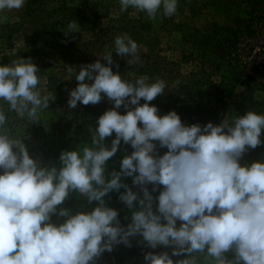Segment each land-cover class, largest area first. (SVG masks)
Masks as SVG:
<instances>
[{
	"label": "clouds",
	"instance_id": "clouds-1",
	"mask_svg": "<svg viewBox=\"0 0 264 264\" xmlns=\"http://www.w3.org/2000/svg\"><path fill=\"white\" fill-rule=\"evenodd\" d=\"M119 3L121 12L131 7L152 20L158 12L170 18L178 8V0ZM24 5L25 0H0V12ZM67 29L66 35L76 33L79 25L73 21ZM114 50L130 57L129 65L139 59L138 45L127 34L115 37ZM113 64V53L107 52L74 73L78 86L69 93L70 109L104 98L114 107L91 129V146L63 151L59 168L34 159L0 110V264H96L116 245L131 247L136 236L151 249L172 248L171 255L146 253V264H264V160L241 164L249 150L264 144V114L247 111L218 125H185L176 111L161 116L150 103L164 94V80L141 76L129 82ZM38 72L31 58L0 65V101L30 124L39 123V113L50 106V97L38 89ZM113 133L109 148L105 140ZM121 141L133 151L122 159L120 171L106 175ZM160 148L168 151L159 155ZM122 177H132L139 191ZM73 191L98 205L75 214L60 207ZM113 191L131 210L126 227L104 199Z\"/></svg>",
	"mask_w": 264,
	"mask_h": 264
},
{
	"label": "rangeland",
	"instance_id": "rangeland-1",
	"mask_svg": "<svg viewBox=\"0 0 264 264\" xmlns=\"http://www.w3.org/2000/svg\"><path fill=\"white\" fill-rule=\"evenodd\" d=\"M28 1L25 0L20 10L0 12V65L10 64L12 60L21 57L31 58L39 68L38 89L41 94L56 96L53 88L48 87V72L53 71L58 84L59 81L66 84L59 88L61 95L68 97L73 85L72 81H68L70 75L80 71L82 66L90 64L92 60L81 49V43L99 37L87 29L81 33L76 32L78 40L65 38L67 25L73 21L78 23L74 17H67L69 9L77 6L80 10H89L99 16L96 21L100 26L112 27L109 34L101 36L97 42V45L101 43V50L105 54L114 51V39L118 36L114 28L118 25L116 15L119 0ZM47 20L48 24L53 23V28L49 26L48 32L43 27L38 29ZM55 25L59 26L55 28ZM84 26L89 27L91 24L85 23ZM134 31L138 37L135 40L138 45V61L129 65L130 57L122 58L114 55V51L113 71H118L122 79L129 82L141 76H146L149 82L164 80V94L150 102L158 108L159 115L174 110L182 122L190 126L206 125L209 122L218 125L226 116L231 121L234 117L245 115L247 111L264 114V0H178L177 12L172 17H164L158 12L155 20L148 18L146 26L141 24ZM61 35L66 41H72L69 50L73 51L77 59L74 64L64 63L55 49L59 48L57 40ZM46 44L48 47L44 49ZM96 58L100 59L98 56ZM103 63L106 64V61ZM116 64L119 65L118 69ZM46 67L47 73L43 71ZM140 103L145 101L141 100ZM109 104L114 107L109 102L105 106ZM82 109H74L78 114L67 112L66 116L60 107H50L39 113V123L30 124L15 112H9L8 105L0 101V110L8 116V127L12 129V134L23 139L34 159L44 166L57 168L60 167L59 156L63 151L91 146V129L94 131L98 126L99 117L84 113L88 121H81L79 115L82 114L78 110ZM119 111L126 114L123 107ZM61 131L64 134L61 135ZM113 139L115 133L105 140L109 148ZM132 151L130 144L125 145L121 141L119 150L107 162L106 175L113 170L120 171L122 159ZM167 151V148H160L159 155ZM260 160H264V144L249 150L241 164ZM132 179L122 177V182L128 184L134 192L139 191ZM148 187L151 191L152 185ZM162 190L163 186H160L152 195L156 197ZM123 191L125 189H121ZM104 199L108 207L118 211L120 221L131 217V210L119 200V193L113 191ZM97 205L98 202L88 204L86 198L73 191L60 207L69 208L75 214L91 211ZM57 219L56 215L52 217L53 222ZM59 219L62 222L66 218ZM180 223L177 222V227ZM142 239L140 236L131 238V247L123 243L114 246L113 251H105L97 258L96 264H146L144 256L148 252H168L171 255L172 248L151 249L142 243ZM196 255L198 260L201 259ZM227 256L233 258L232 253ZM185 258L187 254L172 257L174 262Z\"/></svg>",
	"mask_w": 264,
	"mask_h": 264
},
{
	"label": "trees",
	"instance_id": "trees-1",
	"mask_svg": "<svg viewBox=\"0 0 264 264\" xmlns=\"http://www.w3.org/2000/svg\"><path fill=\"white\" fill-rule=\"evenodd\" d=\"M29 1L35 2V1H31V0H29ZM120 7L121 6L119 5L118 10H117L118 13L116 15L118 25L114 28V31L117 33V35L127 34L128 36H130L135 41L136 39H138V37H137V35H136L137 33L134 31V29H135V27H138L141 24H144V26H146V24L148 23L147 14L140 12V11H137L131 7L127 11L121 12ZM84 9H86V8H84ZM42 10H45V9L42 8ZM71 16L74 17L75 20L78 21L77 24L80 25L79 31L77 33H81L80 31H85L88 29L89 31L92 30L95 35H99V37H96V39L94 41H92L91 38L88 39L87 41H83L81 43V49L84 51V53H86V55H90V57L92 58L90 63H94L97 61L96 56H98L101 59L103 57L104 52H103V49L101 50V43L99 45H97V42L100 40L101 36L102 37L107 36L109 34V30L112 27H109L108 25L100 26L98 21H96L99 19V16L96 13L90 12L89 10L88 11L87 10L86 11L80 10V8H78L77 6H74L72 9H69V14H67V17H71ZM72 17H71V19H72ZM57 23H58V21H56V24ZM85 23H90L91 26L86 27V26H84ZM49 26L53 28V23L50 22L48 24V20H47L44 24H42V25L40 24L38 29H41V27H43L44 30L46 32H48V30L50 29ZM57 26H59V25H55V28H57ZM68 37L72 40L73 39L78 40L76 33H75V36H74V33H70V35L67 34V36L65 38L68 39ZM65 38H63L62 35L58 36L57 44L59 45V48L55 47V49L58 51V55L60 56V58L63 60L64 63L74 64V62H76L77 59L75 57V54H73V51L69 50V47L73 45L72 41H69V40L66 41ZM47 47H48V45L46 44L44 49ZM114 51H110V52L114 53ZM114 55H116V53H114ZM102 63H103V61H102ZM43 71L47 73V67L44 68ZM78 72L79 71H77V74H78ZM48 73H49V75H48V87L53 88L55 95H56L55 97H53V95H51V94L49 95V97H50L49 108L50 107H60L63 110V114L65 113L66 116H67V112H69V113L73 112L74 114H76L77 112H74V109H70L68 107L69 95H67L68 97L61 95L62 91L59 88H61L60 86H65L66 84L64 82L61 83V81H59V84H58V79L55 77V73H53V71H50ZM41 74H42V72H41ZM71 77H72V79H71ZM68 81L73 82V85H71L72 90L78 86V81L75 80L74 74L70 75V80H68ZM69 84H70V82H69ZM106 102H108V100L104 101V99H103L100 103H98V105H95L93 107H91L90 105L85 106V105L79 104V106L75 109L77 110V109L83 108L82 109L83 111L82 110H78V111H81V114H82V115H79L81 117L80 118L81 121L85 122V121H88V116L87 115L83 116L84 113L91 114L93 116H96V118H97V117H100L105 111L111 109L112 105L109 104L107 107V106H105ZM84 117H86V118H84ZM16 128H17V130L20 129L19 127H16ZM70 128H71V126L68 125V129H70ZM16 133H18V132H16ZM60 134L62 135L64 133L62 132ZM44 135H43V137H44ZM58 137H60V135H58ZM47 141H49V140H47ZM121 222H122L123 226L126 227L127 224L130 223V218L128 220L121 219Z\"/></svg>",
	"mask_w": 264,
	"mask_h": 264
}]
</instances>
